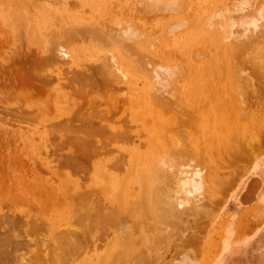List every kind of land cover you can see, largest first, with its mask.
Segmentation results:
<instances>
[{
	"label": "rangeland",
	"instance_id": "obj_1",
	"mask_svg": "<svg viewBox=\"0 0 264 264\" xmlns=\"http://www.w3.org/2000/svg\"><path fill=\"white\" fill-rule=\"evenodd\" d=\"M2 1H0V8H1L0 9L1 10L0 11V25H1V27H0V38H1L0 39V102H2V100L4 102L0 103V110H1V112H0V120H1L0 121L1 122L0 128L2 130V131L0 130V166H1L0 167V175H1L0 176V207H1V211H2V212L0 211V220L5 218V221H7V219H9L8 221H11V223L10 222H8V223L4 222L3 223L6 226V228H8V230H9L8 232L5 233V235L9 236V234H12V233L18 234V236L21 235L19 238H20L21 242L23 243L22 246L16 248L15 250L11 251L10 249H8V251L10 253H8L6 255L7 257L5 258L4 261H2V263H4V264H18L19 261L24 260V264H26V263L27 264H38V263L39 264H88L87 261L85 262V260L87 259V255L90 253L88 251H89L90 246H91L90 244H91L92 238L96 237L95 242L97 243V246H98L97 250L101 249L103 251V250L107 249L106 245H108V246L110 245V241L112 239V236H114V237H116L117 245H116L115 249L113 248L110 251V254L108 256H105V257L103 256L101 258V260L99 262L100 264H164L167 262L166 259H168L169 261H170V259L171 260L174 258L177 259L182 252L187 251L189 248L191 249L192 252L189 251L190 250L189 249L186 253H188V255L190 257L193 256L194 260L196 258V261L198 260L197 264H205L204 262H206V264H264V148L261 149V151L256 155L255 160H253V161L259 162L256 165L251 164V163H253V161L250 162L249 164L245 165V163L242 162L239 158L237 159L234 156H230L227 158V160L222 159V158H221V160L218 159L215 164L212 163V165H210L209 168H207L208 166L205 164L208 162L205 159L206 154L203 153L202 151H204L203 148L205 147V136H207V134H208V132H207L208 131L207 128L209 126V122H207L208 117L203 116V117H200L199 119L195 117V120H193L194 117H192L191 115H188V117H189L188 118L186 115V117H184L182 119V121L184 120V122H182V125L184 124V126L186 128L184 126L183 127L186 129V131L184 130L183 127L182 128L179 127L180 128L179 130L183 129L182 131H184V133L181 131L180 132L178 131L175 133L173 130V127H172V129L166 128L167 133H165L164 130L162 132H163V134L165 133V134L173 135L175 137V139L177 138L178 140H180L184 144H186V142H187V144L184 145L185 146L184 151H183L184 152L183 157H185L184 159H188V158L196 159V158H198V156L201 159V157H204V159L202 158V160H200L198 158V159L193 160V161L196 162L198 160L196 163H200V165L202 166L203 165L202 162H204V160H205L206 162L204 163L205 165H203V166H205V167L207 166L206 168L208 169L209 172L219 173V171H221L219 175H220V177L223 178V175L226 176L227 172H233V171L238 172L239 171V174L237 173L235 175L236 177H235V180L233 182L234 184H233L232 188L229 189V191H228L227 195L225 196L222 204L219 205L218 207H213L214 206L213 205V199L216 196V194L213 192H215L214 189H217V188L212 187V188H214L213 189L214 191H213L212 188L210 187L211 189L208 188L206 190V192L210 195H208V194L206 195V192L204 191L206 197L203 194L204 198L201 197L196 201L197 204H196V207L194 209L192 208V209L186 211L185 214L178 215L177 217H173V218L165 217L162 219H156L155 217L144 216L143 218H140V213L137 211L136 207L134 205L130 206L128 204V205H126V207H127V209H130L132 211V213L130 210L123 209L122 210L123 212L121 211L120 214L118 212L116 213V215H115L116 219L113 222H107L102 226H101V224H98V226L96 225L98 228H95L96 226L90 225V221H89V215H91V212L93 211L91 209H93L94 207H97V208H95V210H100L101 209L100 207L102 205L104 207H107L109 204L107 203L108 199L106 198V196L103 195V193H101L102 197H101L100 193H96L97 195L96 194H94V195L90 194V187H91L92 183L89 179V176L92 173V169H91L92 163L91 164L89 163V156L88 155H89V152L91 150V144H90L91 143L90 142L91 137L85 133V130L83 129V125H81L78 120H72L73 122L70 121L71 124L70 123L67 124L68 126L69 125L71 126V127L69 126V128H71V130L67 127V125L62 124L63 125V127H62L61 123H60V125L59 124H56V125L51 124L53 121H55V119L53 120L52 116L55 113H58L60 108H61L60 112L63 113L62 115H65L64 112H72V114L77 112V111L82 112L83 108L81 106H83L84 105L83 103H85L86 101H88V99H90V94L88 97L84 96L83 94H75L74 95L72 93V90L69 87H64V86H62L60 88L56 87L54 81H52L50 83H46V85L45 84H39L38 82H34L35 80L32 78L33 75H31L32 73H35L36 71L43 73L42 68L44 70V65L39 60V57L41 56V54L40 53L38 54V50L41 47L44 48L46 45H48V43H50L51 41L56 39L60 30H62V27H63V29L67 28V24L69 25V23H66V22L69 20L70 16L75 17V19L76 18L79 19V17L81 16L80 20L82 19L81 21L83 23H85V20H86L87 22L91 21L92 24L97 23L98 26H103V27H104V25H109L110 23L112 24V22H114L115 18H120L119 17L120 15H122L123 18L125 17L128 19H131L134 22H136L138 24V26H140V28L143 31L142 35H141L142 38L140 37L139 41H138L139 46L137 45V47L139 49L138 57H136L137 60L141 59V56H143V59H144V57H145L146 61H148V59H151V62H153V61H155V62L174 61V62H179V63L181 62L180 64H182V66L185 69H186V65L188 64L189 60L192 61V63H193V61L196 63H199V62L207 59L208 57H210V54H213L214 52L218 51V48L215 47L214 44L212 43L213 41L210 40V38H206L203 42H201V45H199V47L196 46V48H198L201 51V54L199 56H195L193 53H191L194 51L195 48L190 49L189 52L185 51V48H183L181 43H180L181 40L184 38L183 32H180V35L169 36V37L164 36V34L162 35V33H163L162 29L163 28L161 26H163L162 24H164L165 21H167V19H169V16H168L169 14L164 15V14H161L159 12L158 13L156 12L157 14H159V15H156L155 12H153L155 14V15H153V13L151 14V12H148L149 14L147 12H143L141 9L142 6L139 3L135 2L136 0H126L125 2L123 0H118V1L117 0H105V1L104 0H86V2L83 0H73V1L72 0H57V1H55V0H23V2L25 3V5L27 7L29 16L27 15V19H26L27 21L25 20V22L21 25H18L19 23H17L15 20H13L14 22L11 25H9L10 21L8 19H10V18L8 17V15H6V11H7L6 8H11V5L8 4L5 0H2ZM40 1H41V3H40ZM66 1H68L70 4ZM201 2H203V3H201ZM223 2H226V0H187V3H188L187 8H185L183 11H181V13L184 14L186 12L185 13L186 16H188V15L190 16V15H193L195 12L208 11V9L210 10L214 6H219V4L221 5V3H223ZM248 2H249L248 3L249 5L247 4L248 7L245 5L244 6L245 8H242L241 12H235V13H233V16L236 17L237 15H239V13H242V14L250 13L256 7L264 4V0H249ZM37 4H38V6H37ZM49 4H52V5H49ZM56 4H57V6H56ZM78 4H80V5H78ZM138 4L140 5L139 7H138ZM3 5L6 6V8ZM65 7L67 9L70 8L69 11L70 10L71 11L69 12ZM194 7H195V9H194ZM3 8H5V10ZM137 9H139L138 11H141V12L139 13L137 11ZM111 10H112V12H111ZM98 12H101V13H98ZM110 12H111V14H109ZM144 13H147L148 16H147V14H144ZM67 16H69V17H67ZM58 17H60V18L58 19ZM139 17L142 19H140ZM42 18L45 19V22L41 23L40 20ZM108 18H109V20H108ZM159 18L161 19V21ZM65 19H66V21H65ZM101 20L104 22H102ZM107 20L108 21L111 20L109 22V24H108ZM149 21H150V23H149ZM258 21H259V23H256V21L254 22L257 25L256 28H254V30H256V29L257 30L254 31L253 36H251V41H252L251 44L252 45L249 43L250 48L254 45L255 42H257V44H259L260 41H258V40L260 38L263 39L262 41H264V38H263L264 36L261 37V35L264 33L263 32L264 31V16H263V18L258 19L257 22ZM99 22L100 23L102 22V23L100 24ZM35 23L40 24L39 30H37L34 27ZM47 25L50 27H48ZM234 26L231 28V32H233V34L235 33L234 38H237V37L240 38L241 36L238 35L240 28L238 26H235V27ZM156 28H157V30H156ZM262 28H263V30H262ZM40 30H42V31H40ZM160 30H162V31H160ZM34 31H35V33H34ZM258 32H260L261 35H257V34H260ZM14 33H18V34H14ZM36 33L38 36L36 35ZM16 37H18V38H16ZM28 37H30V38H28ZM79 37H80L79 39H76L73 42H70L68 44L69 46H74L75 48L78 49L79 56H77V57L80 58V60L78 59L79 64L80 65H91V66L92 65H99L102 61L101 60L102 56L108 54L107 51L110 49V47L107 44H102V43H98V42L94 41V39H92V37H90L89 35H86V34H82ZM156 37L161 38V40L160 39L158 40ZM232 38H233V35H232ZM6 39H8V40H6ZM155 40H157V41L154 42ZM233 41H235V40H233ZM150 42L153 43V47L151 46L152 49H151V47L150 48L148 47ZM167 42H168V44H167ZM94 43H96L97 45ZM25 44L28 46H26ZM97 46L100 49H97ZM232 47H234V49L235 48L236 49H235V51H233V54L231 55L232 59H231L230 65L233 66L231 68L232 70H236L237 67L246 65V63H244V61H243L245 54L244 55L242 54L239 56L238 54L240 51L237 50V46L233 45ZM250 48H248L246 50H250ZM89 50H91V51H89ZM93 50H95V52ZM141 50H142V52H141ZM212 50H214V52H212ZM202 51H204L206 53H204ZM245 52L247 53L250 51H245ZM94 54H98L96 56V59L95 58L91 59L90 56H92ZM202 54L203 55L206 54V55L203 57V56H201ZM5 55H6V57H5ZM152 55H154V56H152ZM98 56H99V58H98ZM194 57H196V58H194ZM87 58L90 61L86 60ZM98 60L100 63L98 62ZM5 64H7V65H5ZM40 64H42V67H40L41 66ZM195 67L196 66H194V68ZM40 68H41V70H40ZM61 68H65V65H62ZM138 72H139V74L135 72V75H136V82L135 83L137 85L135 84L136 92H134V93H138V92L140 93L142 91V89H148L147 85H144V82L145 83L148 82L147 76L145 75L144 71H142V70H138ZM16 73H17V75H16ZM4 75H5V77H2ZM262 75L264 77V71H263ZM144 76H145V78H144ZM29 77H30V79H29ZM263 77H258L257 79H255V83L257 80L256 84L257 85L259 84L258 85L259 88L257 91L258 97L256 96V98L258 101H261V103L259 104V106L254 107V105H252L250 107L249 111L251 113L253 112L250 115L251 116L250 118L248 116V117H245L243 119H240V122H238L239 120L237 121L239 123V126L241 124H243V125H241L243 128L246 125L244 130L246 131V133L249 132V136H248L249 141H250V137L252 138V141H253V139L256 138L255 132L253 129H255V131H256L258 128L264 127V116L263 117L259 116V113L261 111H262V113H264V97H262V96H264V91H263L264 90V78ZM26 78H27V80H26ZM30 80L33 82H31ZM158 81L160 83V79ZM59 82L61 83L62 81H59ZM11 84H13V85H11ZM37 84H38V86H37ZM51 84H52V86H51ZM142 84H143V86H142ZM179 84H181L180 85V93L183 94V92L186 90V88H185L186 84L182 81L179 82ZM40 85L43 87L41 88ZM50 86H51V88H50ZM33 87H34V89H33ZM260 87H263V88H260ZM29 88H30V90H29ZM43 88H45V90ZM5 89H7V90H5ZM37 89H38V91H35ZM40 90H42V92ZM121 90H123L125 92V95H123L122 98L120 97V93H119L120 90H116L115 88H110L107 86H105L103 88H99L97 91H95V93H92V94L96 96V99L101 100V102H104L105 100H109V99H112V101L116 99L117 103H116V109H115L116 112L114 113V118L119 119L118 124H121V129L129 130L128 133L130 135H139L140 138L151 135L149 132V130L151 128H153V125H151V121H150L151 118H149V116H147V114H141V112H139L140 107H138V109H137V114H139V115L135 116V118H133V120L131 119V121H128L129 115H128V110H127V105L125 102V97L130 96V94H128L127 91H125V88H122ZM68 91H69V93H68ZM261 92H263L262 93L263 95L262 94L260 95ZM50 93L52 96L50 95ZM47 95L50 97V99H49V97H47ZM78 95H79V97H78ZM21 96H22V98H21ZM36 96H37V98H36ZM117 96H118V98H117ZM51 99H52V101H51ZM42 100L45 103L47 101H49V103L47 102L48 105H47V103L45 104ZM7 101H8V103H7ZM10 102H12V103H10ZM23 102H25V103H23ZM4 103H6V104H4ZM28 103L42 106V107H44V109L46 108L45 109L46 112H45L44 116L47 118V120H44V121L41 120L42 122L40 121V123H38L39 122L38 120H37L38 122L36 120H34L35 122L32 121L34 124L31 125L30 121L27 123L26 122H18L17 123V121H15L13 118H10L11 113H13L11 111H13L15 108H19L20 106L24 107V104L27 105ZM79 103H80V105H79ZM5 105H7V106H5ZM51 106L53 109H51ZM79 106L81 107L80 110L77 109ZM183 106H185V105H183ZM1 107L3 109V112H2ZM11 108L12 109L14 108V109L12 110ZM100 108H103V103L100 106ZM7 109H9V111ZM5 111H7L8 113H6ZM51 114H52V116L50 117L49 115H51ZM163 114H166V112ZM167 114H169V112H167ZM167 114L165 115L164 118H166V116H169ZM1 115L3 117H1ZM5 116H6V119L4 118ZM163 116L164 115H162V118H163ZM185 118L188 119V120H186V122H188V124L190 125V126L188 125L190 129L187 128V126H186L187 123H185ZM12 119H13V121H12ZM189 119H190V121L193 120L194 122L193 121L190 122ZM5 120H6V123H5ZM49 121H50V123H48ZM196 122H197V124L195 125ZM251 122H252V124H251ZM15 123H17L18 125ZM238 123H236V124L238 125ZM27 124H29V125H27ZM46 124L48 126H46ZM72 124H74V125H72ZM25 125H26L28 130L24 127ZM76 125H77V127H76ZM174 125L175 124H173L172 126H174ZM65 126L67 128H64ZM79 126H81V127H79ZM252 126H253V128H252ZM73 127H75L77 129L76 131H78V128H79V131H81V132H79V131L76 132L75 128H73ZM55 129L56 130L58 129V130L56 131ZM60 129H61V131H59ZM44 130H45V132H44ZM48 130H50L51 132ZM72 130H74L75 132ZM169 130H171V131H169ZM39 131H40V133H39ZM53 132H54L53 137L57 133L56 134L57 136H55L54 138L51 137ZM58 132H59V134H58ZM62 132L64 133V136L62 135L63 134ZM72 132H74V133L72 134ZM185 132H186V134H185ZM194 132L198 135V137ZM75 133H76V137H75ZM69 134H72V135H69ZM84 134H86V135H84ZM144 134H145V136H144ZM180 134H182V135L185 134L187 139L185 140L184 139L185 136H182ZM35 135L37 138L35 137ZM40 135H42V136H40ZM59 135H61V136L58 137ZM77 135H78V137H77ZM199 135H201V137ZM69 136H71V137H69ZM72 136L74 139L72 138ZM96 136L98 137L99 140L102 138H103L102 140H107V137L104 134L103 135H100V134L96 135L95 134L94 139L97 138ZM178 136H180L181 138ZM46 137H48V139H46ZM57 137H58V139H57ZM63 137H64V140H63ZM86 137H87V139H86ZM88 137L90 139L89 141H87ZM182 137L184 140L182 139ZM49 139H50V141H49ZM51 139L54 141H52ZM92 139H93V136H92ZM67 140H69V141L66 143ZM182 140L186 141V142H183ZM34 141H35V143H34ZM45 141L47 142V144L45 143ZM84 141H86L87 143ZM50 142H51V144H50ZM52 142L54 144H52ZM159 142H160L159 146L161 147L160 148L161 152L165 150L164 151L165 153L162 152L163 154L169 156L172 159L177 158L176 157L177 154L172 153V149H173L172 147L173 146L171 144H169L165 141L164 142L159 141ZM80 143H81V145H80ZM163 143H166L168 145L163 144ZM57 144H58V148H56ZM48 145H49V147H48ZM164 145H166V146H164ZM54 146H55V148H54ZM59 146L60 147L64 146V147H62L63 148L62 149ZM106 147H111V145L106 146ZM168 147L170 148V150H168ZM42 148H43L44 152L46 151L45 154L43 153L44 155H42V152H43ZM49 148L54 149V151L55 150L56 151L54 152L53 150H51ZM189 148L192 149L191 150L192 152L190 151ZM139 149L141 150V149H143V147H140ZM194 150H196V151H194ZM33 151H35L37 153H35ZM52 151L55 154H53ZM166 151H167V153H166ZM185 151H186V153H185ZM189 151H190V154H188L189 157L187 155V158H186V154ZM74 152H76V153H74ZM111 152L112 153L107 155L106 158L107 157L111 158L113 155H115V156L118 155V152L116 150H112ZM39 153L43 156V158ZM200 154H202V155H200ZM192 155H194L193 157H196V158H193ZM63 157H64V159H63ZM69 157H72V158H69ZM84 157H85V159H84ZM86 159H88V160H86ZM199 160H200V162H199ZM38 161H40V162H38ZM87 161H88V163H87ZM218 161H220V162H218ZM4 163H5V165H4ZM35 163H37V164L35 165ZM38 163L40 164V166H43V167L41 168ZM57 165H58V167H57ZM191 165H192V163H191ZM64 166L66 168H64ZM190 166L189 167L184 166V168L182 169L183 171L188 170V172H187L188 176L190 175L189 172L190 173L192 172L191 171L192 166L191 167ZM75 167L76 168L78 167V168L76 169ZM193 167H194V165H193ZM210 167L211 168L213 167V168L211 169ZM1 168H3V169H1ZM67 168L70 171L67 170ZM40 169H41V171H40ZM44 169H46V170L49 169V170L45 171L46 172L45 173ZM60 169H62V170H60ZM5 170H7V171L5 172ZM34 170H36V171L34 172ZM85 170H87V172ZM71 171L73 172V175H71L72 174ZM80 171L83 174H85V173L86 174L83 175L80 173ZM195 171H197V170H195ZM199 173H201V172H199ZM76 174L78 177L76 176ZM79 175L82 178L79 177ZM16 176H17V179H16ZM188 176H185V177H188ZM196 176H199V175L196 174ZM200 176H201V174H200ZM53 177H54V179H53ZM190 177H191V175H190ZM86 178H88V180ZM191 178H193V176ZM3 179H4V181H3ZM85 179H86L88 184L86 183V181H84ZM18 181H20V182H18ZM81 181H83L84 185L80 183ZM16 182H18V183H16ZM159 183H157L156 185H157V188L159 190H161L164 188L162 185L163 184L165 185V183L161 182L160 183L161 186L159 185ZM25 184H26V186H25ZM34 184H36L37 187ZM61 185H63L64 188ZM82 185L84 186V188L82 187ZM26 187H28V188H26ZM41 187H43V188H41ZM159 187H161V188H159ZM29 189H31V191ZM24 190H26V192ZM62 191H64V192H62ZM210 191L212 192V194ZM83 192L84 193L87 192L85 194L87 196H85ZM16 194L17 195L19 194V195L17 196ZM45 194L47 196H45ZM22 195H24V196H22ZM37 195H40V196H37ZM50 195H52V196L49 197ZM43 196H45V197H43ZM191 196L192 195H190L189 198ZM21 197H22L23 203H21L22 201H20ZM39 197H41V198H39ZM83 197H84V199H83ZM96 197H98L99 199H96ZM52 198H54L56 201ZM77 198H78V200H77ZM80 198H81V200H80ZM39 199H41V201ZM50 199L52 200V202ZM24 200H25V202H24ZM53 200H54V202H53ZM100 202H101V204H100ZM61 203H63V204H61ZM57 204H58V206H57ZM44 205H45L46 209L44 208ZM31 206H33L35 208V210H33L34 208ZM84 206H86V207H84ZM131 207H132V209H131ZM82 208H83V210H82ZM42 209H45V210H42ZM49 209H51V210H49ZM211 209H215V216L212 219H210V221L205 217H204V219H203V217H200V216H203V214L205 212L207 213ZM85 210H87V211H85ZM35 211L38 212V213L36 212L37 217L39 215L38 218L35 216ZM45 211H47L48 216H47V213ZM76 211L78 214L76 213ZM89 211H91V212H89ZM106 211H107V209H104V208L102 209V212H106ZM193 211H194V214H193ZM43 212H44V214H43ZM73 212H75V215ZM13 214H14V216H12ZM83 215H84V217H83ZM130 215H132V216H130ZM195 215H196V217H195ZM131 217L133 219H131ZM68 218H69V220H68ZM81 218H82V220H81ZM198 218H200V219H198ZM36 219H37V221H35ZM141 219H142V221H141ZM205 219H207V220H205ZM86 220L88 222H86ZM204 220L207 223L209 222V224L207 225V223ZM39 221H40V224L38 225ZM70 221H72V222H70ZM129 221H130V223H129ZM146 221L148 222V224ZM197 221L199 224H197ZM32 222H33V224H31ZM54 222H55V224H54ZM82 222H84V225L87 226V229H86V227H84ZM153 222H154V224H153ZM29 223H30V225H29ZM71 223H72V226H71ZM203 223L207 226H205ZM43 224H44V227H43ZM66 224L68 226H71V228H68L66 226L68 228V229H66L65 226L63 227V225H66ZM73 224H77V225H73ZM138 224H139V226H138ZM140 224H141V226H140ZM195 224H197V225H195ZM242 224H243V226H242ZM41 225L43 228L38 227ZM60 225H61V227H60ZM177 225H178V227H177ZM73 226H75L74 228H77L79 226L78 232H77V229L75 230L73 228ZM30 227H31V229H30ZM58 227H60V229L62 228V230H61L62 232L59 231L60 229ZM138 227L140 230L138 229ZM173 227H174V229H173ZM185 227H187V228L189 227L192 230L193 229H195V230H193V231L191 229L187 230V228H185ZM116 228H117V231L115 230ZM201 228H203V229H201ZM73 229L75 231H73ZM97 229H98V232H97ZM170 229H171V231H170ZM24 230H25V232H24ZM80 230H82V231L84 230V231L82 232ZM87 230H88V232H86ZM100 230H102V231H100ZM63 231H66V232H63ZM67 231L68 232L70 231L69 233L72 236H70ZM51 232H52V234H50ZM84 232H86L88 234H86ZM182 232H184V233L181 234ZM196 232H197V234H196ZM203 233L205 235V237H204L205 239L203 238V236H204V235H202ZM238 233H239V235H238ZM48 234H50V235H48ZM76 234H78V236ZM79 234H80V236H79ZM168 234H169V236H168ZM190 234H192V236ZM218 234H219V236H218ZM63 235L64 236L67 235V237H68L67 239H70L71 242H70V240H68V243H67L66 238L64 241ZM82 235H84V236H82ZM88 235H89V237H88ZM134 235H136V236H134ZM200 235H201V237H199ZM146 236L148 238H145ZM57 237H58V239H60L61 242H59ZM59 237H63V238H59ZM192 237H193V240L191 239ZM50 238L52 241L48 240ZM183 238H185V239H183ZM200 238H203V240ZM208 238H212V239H208ZM149 239H150V241H149ZM187 239H189V240H187ZM196 239H198V240L196 241ZM214 239H215V241H214L215 243H213ZM80 240H81V242H79ZM119 240H121L122 242L120 243ZM127 240H129V241H127ZM41 241H43V242H41ZM84 241L86 242V244L84 243ZM187 241H190V242H187ZM202 241H203V243H202L203 245L200 244ZM206 241H207V243H206ZM74 242H75V244H74ZM118 242H119V245H118ZM69 243H71V244H69ZM78 243H81V244H78ZM216 243H218V244L215 246ZM68 244H69V246L74 245L75 250L72 249L71 247H70L71 250L69 248L67 249ZM139 244H141V246ZM43 245H44V247H43ZM145 245H147V246H145ZM198 245H200V246L202 245L203 247H200ZM209 245H210V247H209ZM28 246H29V248H28ZM60 246H61V248H60ZM153 246H154V248H153ZM26 247H27V249H26ZM76 247H78L79 249H77ZM146 247L148 250L146 249ZM194 247H195V249H194ZM198 247H200V248H198ZM50 248L52 249V251H50L51 250ZM76 250H78V251L76 252ZM134 250L136 251L137 254L135 253ZM138 250H140L139 252H141V254L138 252ZM43 252L45 253V255L48 254L47 255L48 257L46 256L47 258H45V256L43 255L44 254ZM84 252L86 254H84ZM119 252H120V254H119ZM132 252H133V254H132ZM146 252H147V254L149 253L148 254L150 256L149 258H148V255H146ZM76 253H78V254L75 256ZM192 253H193V255H190ZM208 254H209V256H208ZM79 255H81L82 257ZM210 255H211V257H210ZM73 256L75 259L73 258ZM79 257H80V259H79ZM56 258H58V259L56 260ZM158 258H160V260ZM207 258H209V260H206ZM202 259H205L206 261L202 260ZM69 260H70V262H69ZM73 260H75V261H73Z\"/></svg>",
	"mask_w": 264,
	"mask_h": 264
},
{
	"label": "bare ground",
	"instance_id": "obj_2",
	"mask_svg": "<svg viewBox=\"0 0 264 264\" xmlns=\"http://www.w3.org/2000/svg\"><path fill=\"white\" fill-rule=\"evenodd\" d=\"M0 1H2V0H0ZM5 1L8 4L11 5V8H6V6L3 5L7 9L6 15H8V17L10 18V19H8L10 21L9 25H11L14 22L13 20H15L17 23H19L18 25L23 24L25 22V20L27 19V15H28V10H27V7H26L25 3L23 2V0H5ZM55 1H57V0H55ZM83 1L86 2V0H83ZM123 1L125 2L126 0H123ZM248 1L249 0H226V2L221 3V5L219 4V6H214L210 10L208 9V11H205V12L204 11H202V12H195L193 15H190V16L189 15L186 16V14H185L186 12L184 14L181 13V11H183L185 8H187V4H188L187 3V0H136L135 1V2L139 3L142 6V8L141 7L140 8L142 9L143 12H147V13L148 12H151V14L153 12H155L156 15H159V14H157L158 12L161 13V14H164V15L165 14L166 15L169 14L168 15L169 16V19H167V21H165V23L162 24L163 26L160 25L163 28L162 29L163 31L162 30H160V31L163 32V33L161 32L162 35L164 34V36H168V37L169 36L180 35V32H183L184 38L181 40L180 43H181L182 47L185 48V51L189 52L190 49L195 48L194 51L191 52V53H193L195 56H199L201 54V51L198 48H196V46L199 47V45H201V42H203L206 38H210V40L213 41L212 43L214 44L215 47L218 48V51L214 52V50H212V52H214V53L213 54H210V57H208L207 59L204 58L205 60H203V61H201L199 63H196L194 61L192 63V61L189 60L188 64L186 65V69L187 70L182 66V64H180L181 62L180 63L179 62H174V61L155 62L153 60H152L153 62H151V59H148V61H146L145 60V57L143 59V56H141V59L137 60L136 57H138V54H139V49H138L137 45L139 43L138 41H139V38L141 37L143 31L140 28V26H138V24L136 22H134L131 19L125 18V17L123 18L122 15L119 16L120 18H115L114 19V22H112V24L111 23L109 24V22L111 20L108 21L109 20V18H108L107 21H108V24L109 25H104V27L103 26H98L97 23H93L92 24L91 21L87 22L86 20H85V23H83L81 21L82 19L80 20V17L81 16L79 17V19H77V18L75 19V17L70 16L69 20L66 22V23H69V25L67 24V28H64L63 29V27H62V30L59 29L60 32H59L57 38L54 39L53 41H51L50 43H48V45H46L44 48L41 47L38 50V54L39 53L41 54V56L39 57V60L44 65V70L42 68L43 73L42 72H39V71H36L35 73H32L31 74V75H33L32 78L35 80L34 82H38L39 84H45L46 85V83H50V82L54 81L56 87H58V88H60L62 86L69 87L72 90V93L74 95L75 94H83L84 96H87L88 97L89 94H90V99H88V101L85 100L86 102L83 103L84 104L83 106H81L83 108L82 109L83 110L82 112L81 111H77V112H75L73 114H72V112H64L65 115H62L63 113L60 112V109H61L60 108L58 113H55L53 116H52V114L49 115L50 117L52 116L53 120L55 119V121H53L51 123L52 125H56V124H59L60 125V123H61V126L62 127H63V125H67L69 123L71 124L70 121H72V120H78L80 122V124L83 125V129L85 130V133L88 136L91 137V140L89 139V137H88V140H87V141L90 140V142H91L90 143L91 144V150L89 149L90 152H89V155H88L89 156V163L90 164L92 163V165H91L92 173L89 176V179H90V181L92 183L91 184V187H90V194L94 195L96 193H100V195L102 197V194L101 193H103V195L106 196V198L108 199V202L107 203L109 205L107 207H104L102 205L100 207L101 208L100 210H95V208H97V207H94L93 209H91V210H93L92 212L89 211V212H91V215H89L90 225H92V226H96L97 225L98 226V224H101V226H102V225H104L107 222H113L116 219V216H115L116 213L118 212L120 214L123 209L126 210L127 209L126 205H128V204L130 206L131 205H134L136 207L137 211L140 213V218H143L144 216H151V217H155L156 219H162V218H165V217H171V218L177 217L178 215L185 214L186 211H188V210H190L192 208L194 209L196 207V204H197L196 201L199 198H201V197L202 198H204V196L206 197V195L208 194L206 192V190L208 188H210V187L211 188L212 187H216L217 188V189L212 188V190L213 189L215 190V192H213V193L216 194L215 197L213 196L214 199L213 198L212 199H213V205H214L213 207H218L224 201V198L227 195L229 189L232 188V186L234 184L233 182H234L235 177H236L235 175L237 173L239 174V171L238 172L237 171L227 172L226 176L223 175V178H222L219 175L221 171H219V173H216V172L215 173H211V172L208 171L207 168H209V166L212 165V163L215 164L218 159L221 160V158H222V159L227 160V158L230 157V156H234L237 159L239 158L242 162L245 163V165L246 164H249L250 162H252L253 160H255L256 155L261 151L262 148H264V127H260L256 131H255V129H253L254 132H255L256 138L253 139V141H252V138L250 137V141H249L248 140L249 139L248 138L249 132L246 133V131L244 130V128H245L246 125L243 128L241 126L243 124H241L240 125L241 127H240L239 126V123H238V122H240V119H243V118L248 117V116H249V118L251 117L250 115L253 112L251 113L249 110H250V107L252 105H254V107H256V106H259V104L261 103V101H258L257 98H256V96L258 97L257 91H258V88H259V86H258L259 84L258 85L256 84L257 83V80H256V83H255V79H257L258 77H263L262 73L264 71V41H262L263 39L260 38L258 40V41H260V43L257 44V42H255L254 45L250 48V44L252 42L251 41V36H253V34H254L253 32L257 30V29L254 30V28H256V26H257L256 23H259V21H260L259 20L257 22V20L260 19V18H263V16H264V4H262L261 6L256 7L250 13H246V14L239 13V15H237L236 17L233 16V13H235V12H241L242 8H245L244 6L245 5L247 6V4L249 3ZM66 2H68V1H66ZM40 3H41V1H40ZM201 3H203V2H201ZM139 4H138V7L140 6ZM49 5H52V4H49ZM78 5H80V4H78ZM37 6H38V4H37ZM56 6H57V4H56ZM5 8H3V9L5 10ZM69 9L70 8H68L67 10L69 11ZM194 9H195V7H194ZM138 10L139 9H137V11ZM111 12H112V10H111ZM111 12L109 14H111ZM138 12L140 13L141 11H138ZM98 13H101V12H98ZM147 13H144V14H147ZM148 14H147V16H148ZM155 14L153 13V15H155ZM67 17H69V16H67ZM59 18L60 17H58V19ZM140 19H142V18H140ZM65 21H66V19H65ZM160 21H161V19H160ZM255 21H256V23H254ZM40 22L41 23L42 22H45V19L42 18L40 20ZM102 22H104V21H102ZM149 23H150V21H149ZM39 25L40 24L35 23V26L34 27L37 30H39V28H40ZM234 25L235 26H238L240 28L239 33H238V35L241 36L240 38H238V37L237 38H234V34L235 33L233 34V32H231V28ZM0 27H1V25H0ZM48 27H50V26H48ZM156 30H157V28H156ZM262 30H263V28H262ZM40 31H42V30H40ZM34 33H35V31H34ZM258 33H260V32H258ZM14 34H18V33H14ZM82 34L89 35L90 37H92V39H94V41H96L98 43H102V44H107L110 47L109 50L107 49L108 51L106 50L108 52V54L102 56L101 63L98 60V62L100 63L99 65H92V66L91 65H80L79 62H78V59L80 60V58L77 57V56H79L78 49L75 48L74 46H69L68 45L70 42H73L74 40L79 39L80 38L79 36L82 35ZM36 35H37V33H36ZM232 35H233V38H232ZM257 35H261V33L260 34H257ZM263 36H264V33L261 35V37H263ZM18 37H16V38H18ZM28 38H30V37H28ZM157 39L158 40L159 39L161 40V38H157ZM6 40H8V39H6ZM233 40H235V41H233ZM156 41L157 40H155L154 42H156ZM94 44H96V43H94ZM167 44H168V42H167ZM233 45L234 46H237V50L240 51L239 54L237 53L239 56L242 55V54L243 55L245 54V56L243 58V61H244V63H246V65L237 67L236 70H232L231 68L233 66L230 65L231 64V59H232L231 58V55L233 54V51H235V49H236V48L234 49V47H232ZM26 46H28V45H26ZM98 46H97V49H100V48H98ZM151 46L153 47V43L150 42L148 47L150 48ZM152 47H151V49H152ZM248 48H250V50H246ZM89 51H91V50H89ZM93 51L95 52V50H93ZM245 51H250V52H247L246 53ZM141 52H142V50H141ZM202 52H204V51H202ZM204 53H206V52H204ZM97 55L98 54H94V55L90 56V58L91 59H93V58L96 59V56ZM205 55L202 54L201 56L204 57ZM152 56H154V55H152ZM5 57H6V55H5ZM98 58H99V56H98ZM194 58H196V57H194ZM86 60L90 61L88 58ZM42 64H40L41 66L40 65L39 66L42 67ZM5 65H7V64H5ZM62 65H65V68H61ZM194 66H196V67L194 68ZM40 70H41V68H40ZM138 70L144 71L145 75L147 76V78H148L147 81L148 82L147 83L144 82V85H147L148 89H142V91L140 93L139 92L138 93H134V92H136V88H135L136 75H135V72L139 74ZM16 75H17V73H16ZM2 77H5V75L2 76ZM144 78H145V76H144ZM29 79H30V77H29ZM159 79H160V83L158 81ZM26 80H27V78H26ZM59 81H62V82L60 83ZM181 81L186 84V87H185L186 90L185 91L183 90L184 91L183 94L180 93V85L181 84H179V82H181ZM31 82H33V81H31ZM11 85H13V84H11ZM37 86H38V84H37ZM51 86H52V84H51ZM51 86H50V88H51ZM105 86L110 87V88H115L116 90H120L119 93H120V97L121 98L123 97V95H125V92L123 90H121V89L122 88H125V91H127V93L130 94V96L125 97V102H126V105H127V110H128V115H129L128 121H131V119L133 120V118H135V116L139 115V114H137V109H138V107H140L139 108L140 109L139 112H141V114H147V116H149V118H151L150 119L151 125H153V128H151L149 130V132H150L151 135H148L146 137L140 138L139 135H130L128 133L129 130L121 129V124H118L119 119L114 118V113L116 112L115 109H116V103H117L116 102V99L113 100V101H112V99H109V100H105L104 102H101V100L96 99V96L92 94V93H95V91H97L99 88H103ZM142 86H143V84H142ZM40 87L42 88L43 86L40 85ZM260 88H263V87H260ZM33 89H34V87H33ZM43 89L45 90V88H43ZM5 90H7V89H5ZM29 90H30V88H29ZM35 91H38V89L35 90ZM40 91L42 92V90H40ZM68 93H69V91H68ZM262 93L263 92H261L260 95ZM50 95H51V93H50ZM47 97H49V96L47 95ZM78 97H79V95H78ZM262 97H264V96H262ZM21 98H22V96H21ZM36 98H37V96H36ZM117 98H118V96H117ZM49 99H50V97H49ZM51 101H52V99H51ZM2 102H4V101L2 100ZM2 102H0V103H2ZM47 102L49 103V101H47ZM7 103H8V101H7ZM10 103H12V102H10ZM23 103H25V102H23ZM48 103H47V105H48ZM102 103H103V108H100V106L102 105ZM4 104H6V103H4ZM79 105H80V103H79ZM183 105H185V106H183ZM5 106H7V105H5ZM81 107L79 106L77 109L80 110ZM1 109H2V107H1ZM45 109H44V107L39 106V105H34V104H30V103H28L27 105L24 104V107L23 106L22 107L20 106L19 108H15L13 111L10 110L11 112H13V113H11V117L10 118H13L15 121H17V123L18 122H26L27 123V122L30 121L31 122V125H32V124H34L32 122L34 120H36V121L38 120L39 122L38 121L37 122L40 123L41 120L42 121L47 120V118L44 116L45 115V112H46ZM51 109H53L52 106H51ZM7 110L9 111V109H7ZM0 112H1V110H0ZM2 112H3V109H2ZM5 112L8 113L7 111H5ZM165 112H166V114H167V112H169V114H167L169 116H166V118H164L166 114H163ZM162 115H164L163 118H162ZM186 115H187V117H188V115H191L192 117H194L193 120H195V117L198 118V119L200 117H203V116H207L208 117V121L207 122H209V126L207 128L208 131L206 130L208 132V134H207V136H205V147L203 148L204 151H202L203 149L201 150L203 153L206 154V155L205 154L204 155L206 157L205 158L206 161H208L207 162L208 164L205 163L206 162L205 160H204V162H202V164L203 165L206 164L208 166V167L206 166L207 168L205 166H203V165L201 166L200 163H196L198 160L196 162L193 161V160H196L198 158L200 159V157L198 155H197L198 158L193 157L194 155H192V157L193 158H196V159H192V158L184 159L185 157H183V153H184L183 151H184V148H185L184 145L187 144V142L186 141H183V140L184 139L186 140L187 137L185 136L186 132H185L184 135H182L184 133V131H182L183 129L179 130L180 129L179 127L182 128L184 126V124L182 125V122H184V120L182 121V119L184 117H186ZM259 116L263 117L264 116V113H262V111H261L259 113ZM1 117H3V116L1 115ZM4 118L6 119V116ZM13 119H12V121H13ZM186 120H188V119L185 118V123H187L186 126H187V128H189L190 125L188 124V122H186ZM189 121H190V119H189ZM192 121H190V122H192ZM5 123H6V120H5ZM17 123H15V124H17ZM48 123H50V121ZM236 123H238V125ZM0 124H1V122H0ZM171 124L172 125L175 124V125L172 126ZM196 124H197V122L195 123V125ZM251 124H252V122H251ZM27 125H29V124H27ZM72 125H74V124H72ZM46 126H48V125L46 124ZM69 126L67 125L68 128H69ZM24 127L27 129L26 125ZM67 127L65 126L64 128H67ZM76 127H77V125H76ZM79 127H81V126H79ZM172 127H173V130H174L175 133L178 132V131L179 132L180 131L183 132L180 135L186 137V138L184 137V139L182 137V139H183L182 141L183 142H186V144L182 143L177 138L175 139V137L173 135L165 134V133H167L166 132L167 131L166 128L167 129H169V128L172 129ZM73 128H75V127H73ZM185 128H184V130L186 131ZM252 128H253V126H252ZM69 129L71 130V128H69ZM0 130H1V128H0ZM76 130L77 129L75 128V131ZM163 130L165 131L164 134L162 132ZM48 131H50V130H48ZM59 131H61V129ZM72 131H74V130H72ZM78 131H79V128H78ZM78 131H76V132H78ZM169 131H171V130H169ZM44 132H45V130H44ZM74 132H72V134ZM79 132H81V131H79ZM39 133H40V131H39ZM56 134H55V136H57ZM58 134H59V132H58ZM72 134H69V135H72ZM86 134H84V135H86ZM95 134L96 135L97 134L98 135L99 134L100 135H103L104 134L107 137V140H102L103 138L99 140L97 136H96L97 138L94 139L95 138L94 137ZM53 135H54V132L51 135L52 138L55 137V136L53 137ZM62 135L64 136V133ZM40 136H42V135H40ZM60 136L61 135H59L58 137H60ZM92 136H93V139H92ZM144 136H145V134H144ZM199 136L201 137V135H199ZM35 137H36V135H35ZM58 137H57V139H58ZM69 137H71V136H69ZM75 137H76V133H75ZM77 137H78V135H77ZM178 137H180V136H178ZM197 137H198V135H197ZM72 138H73V136H72ZM46 139H48V137H46ZM86 139H87V137H86ZM63 140H64V137H63ZM49 141H50V139H49ZM52 141H54V140H52ZM68 141L69 140H67L66 143ZM159 141H162V142L165 141V142L171 144L173 146V147L171 146L173 148V149L171 148L172 149V153L177 154V156H176L177 158L176 159H172L169 156L163 154L162 152H164L165 150L161 152V149H160L161 147L159 146V143H160ZM84 142H86V141H84ZM34 143H35V141H34ZM45 143L47 144L46 141H45ZM50 144H51V142H50ZM52 144H54V143L52 142ZM163 144H166V143H163ZM49 145H48V147H49ZM80 145H81V143H80ZM109 145H111V147H106V146H109ZM166 145H168V144H166ZM166 145H164V146H166ZM62 147H64V146H62ZM62 147H60V148H62ZM140 147H143V149L140 150L139 149ZM43 148H42V151H43ZM54 148H55V146H54ZM56 148H58V144H57V147ZM49 149H51V148H49ZM189 149H190V151L192 150L191 148H189ZM51 150L54 151V149H51ZM112 150H116L118 152V155H116V156L113 155L111 158H108V157L106 158L107 155H109V154L112 153L111 152ZM168 150H170L169 147H168ZM53 151H52V153L55 154L54 152L56 150L54 152ZM186 151H185V153H186ZM190 151L186 154V158H187V155L190 154ZM194 151H196V150H194ZM33 152H35V151H33ZM45 152L43 151L42 152V155H44ZM35 153H37V152H35ZM74 153H76V152H74ZM166 153H167V151H166ZM202 154H200V155H202ZM188 157H189V155H188ZM42 158H43V156H42ZM69 158H72V157H69ZM202 158L204 159V157H201L200 160H202ZM63 159H64V157H63ZM84 159H85V157H84ZM86 160H88V159H86ZM200 160H199V162H200ZM38 162H40V161H38ZM218 162H220V161H218ZM87 163H88V161H87ZM191 163H192V165H191ZM257 163H259V162L253 161V163H251V164L252 165H256ZM36 164L37 163H35V165ZM4 165H5V163H4ZM190 165L192 166V170H191L192 172L191 173L189 172V174L191 175V177L193 176V178H191L190 175L188 176V173H187L188 170L187 171H183L182 170L184 168V166H188L189 167ZM193 165H194V167H193ZM39 166H40V164H39ZM40 167L42 168L43 166H40ZM57 167H58V165H57ZM64 168H66V167L64 166ZM1 169H3V168H1ZM48 170L44 169V172L45 171H48ZM60 170H62V169H60ZM67 170H69V169L67 168ZM195 170H197V171L199 170V171L197 172ZM6 171L7 170H5V172ZM35 171L36 170H34V172ZM40 171H41V169H40ZM81 171H80V173L83 174L82 173L83 171L82 172ZM85 171L87 172V170H85ZM199 172H201V173H199ZM85 174H83V175H85ZM196 174H198L199 176H196ZM200 174H201V176H200ZM71 175H73V172H72ZM76 176H77V174H76ZM185 176H188V177H185ZM79 177H81V176L79 175ZM16 179H17V176H16ZM53 179H54V177H53ZM86 179L88 180V178H86ZM86 179L84 181H86ZM3 181H4V179H3ZM18 182H20V181H18ZM18 182H16V183H18ZM159 182L160 183L161 182L165 183V185L164 184L162 185L164 188L161 189V190H159L157 188V185H156ZM80 183L83 184V181H81ZM86 183H87V181H86ZM160 183H159V185H160ZM34 185L36 186V184H34ZM83 185H82V187L84 188ZM25 186H26V184H25ZM61 186L63 187V185H61ZM26 188H28V187H26ZM41 188H43V187H41ZM159 188H161V187H159ZM26 190H24V191L26 192ZM29 190L31 191V189H29ZM64 191H62V192H64ZM204 191L206 192V195H205ZM86 193H84V195ZM203 194H204V196H203ZM211 194H212V192H211ZM40 195H37V196H40ZM190 195H192V196L189 198ZM208 195H210V194H208ZM22 196H24V195H22ZM45 196H47V195L45 194ZM45 196H43V197H45ZM51 196L52 195H50L49 197H51ZM85 196H87V195H85ZM39 198H41V197H39ZM52 199H54V198H52ZM83 199H84V197H83ZM96 199H99V198L96 197ZM39 200L41 201V199H39ZM54 200H53V202H54ZM77 200H78V198H77ZM80 200H81V198H80ZM20 201H22L21 203H23L22 197H21V200ZM24 202H25V200H24ZM51 202H52V200H51ZM61 204H63V203H61ZM100 204H101V202H100ZM57 206H58V204H57ZM31 207H33V206H31ZM84 207H86V206H84ZM44 208H45V205H44ZM103 208L104 209H107V211L106 212H102V209ZM45 209H42V210H45ZM51 209H49V210H51ZM131 209H132V207H131ZM33 210H35V208ZM82 210H83V208H82ZM127 210H130V209H127ZM0 211H1V207H0ZM37 211H35V216L36 217H37V215H36V212ZM85 211H87V210H85ZM45 212L47 213V211H45ZM73 213L75 215V212H73ZM76 213H77V211H76ZM131 213H132V211H131ZM43 214H44V212H43ZM193 214H194V211H193ZM12 216H14V214ZM47 216H48V213H47ZM130 216H132V215H130ZM214 216H215V209H211L207 213L205 212L203 214V216H200V217H203V219L205 217V218H207L210 221V219H212ZM38 217H39V215H38ZM83 217H84V215H83ZM195 217H196V215H195ZM131 219H133V218L131 217ZM198 219H200V218H198ZM207 219H205V220H207ZM8 220L9 219H7V221H5V218L0 220V264H4V263H2V261H4L5 258L7 257L6 255L8 253H10L8 251V249H10L12 251V250H15L16 248H18V247H20V246L23 245V243L21 242V240L19 238L21 235L18 236V234H15V233L14 234L13 233L12 234H9V236L8 235H5V233L8 232L9 230H8V228H6V226L3 223L4 222L5 223L6 222L7 223L10 222L11 223V221H8ZM68 220H69V218H68ZM81 220H82V218H81ZM35 221H37V219ZM40 221H39V223L37 222L38 225L40 224ZM72 221H70V222H72ZM141 221H142V219H141ZM86 222H88V221L86 220ZM129 223H130V221H129ZM31 224H33V222ZM54 224H55V222H54ZM82 224L84 225V222H82ZM147 224H148V222H147ZM153 224H154V222H153ZM197 224H199L198 221H197ZM197 224H195V225H197ZM208 224H209V222L207 223V225ZM29 225H30V223H29ZM73 225H77V224H73ZM207 225H205V226H207ZM64 226L65 227L67 226L68 228H71L72 223H71V226H68L67 224L66 225H63V227ZM97 226L95 228H98ZM138 226H139V224H138ZM140 226H141V224H140ZM242 226H243V224H242ZM38 227H42V225L41 226H38ZM43 227H44V224H43ZM60 227H61V225H60ZM60 227H58V228L60 229ZM67 227H66V229H68ZM74 227L75 226H73V228ZM78 227L77 228H74L75 230L77 229V232H78ZM84 227H86V229H87V226L84 225ZM177 227H178V225H177ZM185 228H187V227H185ZM30 229H31V227H30ZM74 229H73V231H75ZM138 229H139V227H138ZM173 229H174V227H173ZM188 229H191V228L188 227L187 230ZM201 229H203V228H201ZM61 230H62V228L59 231H61ZM115 230L117 231V228ZM193 230H195V229H193ZM80 231H82V230H80ZM100 231H102V230H100ZM170 231H171V229H170ZM24 232H25V230H24ZM52 232L50 234H52ZM63 232H66V231H63ZM69 232H68V234L70 235ZM86 232H88V230ZM86 232H84V233H86ZM97 232H98V229H97ZM184 232H182L181 234H183ZM239 233H238V235H239ZM50 234H48V235H50ZM86 234H88V233H86ZM196 234H197V232H196ZM76 235L78 236V234H76ZM190 235L192 236V234H190ZM202 235H204V233ZM65 236H64V241H65V238L66 239L68 238L67 235H65ZM70 236H72V235H70ZM79 236H80V234H79ZM82 236H84V235H82ZM134 236H136V235H134ZM168 236H169V234H168ZM218 236H219V234H218ZM88 237H89V235H88ZM199 237H201V235ZM204 237H205V235L203 236V238ZM59 238H63V237H59ZM145 238H148V237L146 236ZM203 238H200V239L203 240ZM57 239H58V237H57ZM183 239H185V238H183ZM191 239L193 240V237ZM208 239H212V238H208ZM48 240H51V238L48 239ZM58 240H59V242H61L60 239H58ZM68 240H70V239H67V243H68ZM187 240H189V239H187ZM197 240L198 239H196V241ZM95 241H96V237L92 238V241H91V244H90L91 246L89 245L90 246V249H89L88 252H90V253L87 255V259L85 260V262L87 261L88 264H100L99 262H100L101 258L103 256L104 257L105 256H108L110 254V251L113 248L115 249V247L117 245L116 237L112 236V239L110 241V245L109 246L106 245L107 246V249H105V250L102 251L101 249L97 250L98 249V246H97V243ZM127 241H129V240H127ZM149 241H150V239H149ZM214 241H215V239L213 240V243H215ZM41 242H43V241H41ZM70 242H71V240H70ZM79 242H81V240ZM119 242L121 243L122 241L119 240ZM119 242H118V245H119ZM187 242H190V241H187ZM84 243L86 244L85 241H84ZM202 243H203V241L200 244H202ZM206 243H207V241H206ZM69 244H71V243H69ZM69 244H68L67 249L68 248L70 249V247L72 249H74L75 246L74 245L69 246ZM74 244H75V242H74ZM78 244H81V243H78ZM217 244L218 243H216L215 246ZM139 245L141 246V244H139ZM147 245H145V246H147ZM202 245L201 246L198 245V246L203 247ZM43 247H44V245H43ZM78 247H76V248L79 249ZM200 247H198V248H200ZM209 247H210V245H209ZM28 248H29V246H28ZM60 248H61V246H60ZM153 248H154V246H153ZM26 249H27V247H26ZM146 249H147V247H146ZM194 249H195V247H194ZM50 251H52V249ZM77 251L78 250H76V252ZM139 251L140 250H138V252ZM187 251L182 252L177 259L176 258H174L172 260L170 259V261L168 259H166L167 262L165 261L166 263H164V264H197L198 263L197 262L198 260L196 261V258L194 260L193 259L194 258L193 256L190 257L188 255V253H186ZM189 251H191V249ZM135 253H136V251H135ZM139 253L141 254V252H139ZM77 254L78 253H76L75 256ZM84 254H86V253L84 252ZM119 254H120V252H119ZM132 254H133V252H132ZM148 254L146 252V255H148ZM43 255L45 256V258L48 257L47 256L48 254L45 255V253H44ZM190 255H193V253L190 254ZM79 256H81V255H79ZM208 256H209V254H208ZM149 257L150 256L148 255V258ZM210 257H211V255H210ZM73 258H74V256H73ZM57 259L58 258H56V260ZM79 259H80V257H79ZM158 259L160 260V258H158ZM202 260H205V259H202ZM206 260H209V258H207ZM73 261H75V260H73ZM69 262H70V260H69ZM204 263L206 264V262H204ZM18 264H24V260L19 261Z\"/></svg>",
	"mask_w": 264,
	"mask_h": 264
}]
</instances>
